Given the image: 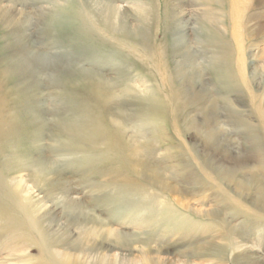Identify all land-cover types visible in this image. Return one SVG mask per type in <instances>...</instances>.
<instances>
[{
    "label": "rangeland",
    "instance_id": "374dc122",
    "mask_svg": "<svg viewBox=\"0 0 264 264\" xmlns=\"http://www.w3.org/2000/svg\"><path fill=\"white\" fill-rule=\"evenodd\" d=\"M21 62L26 67L9 77ZM79 70L139 87L129 112L155 98L159 128H166L152 130L159 144L151 143L150 161L176 192L156 204L179 214L160 222L166 218L144 206L126 210L114 185L133 174L119 152L32 143L28 152L44 167L38 180L28 161L16 159L26 146L0 144V264H62L57 253H74L65 244H99L89 226L74 225L89 219L126 236L102 235L100 252L111 264H148L141 253L151 264H264V217L252 206L259 190L264 194V0H0V72L16 79L20 93L26 89L34 102L20 106L50 132L56 118L68 117L69 101L78 103L76 115L107 121L100 98L74 90L73 101L57 87ZM7 94L0 76V110ZM142 130L149 142L152 132ZM226 174L246 188L237 192ZM198 251L218 254L192 257Z\"/></svg>",
    "mask_w": 264,
    "mask_h": 264
},
{
    "label": "bare ground",
    "instance_id": "6f19581e",
    "mask_svg": "<svg viewBox=\"0 0 264 264\" xmlns=\"http://www.w3.org/2000/svg\"><path fill=\"white\" fill-rule=\"evenodd\" d=\"M108 30L109 29H107V31ZM25 67L26 64L22 62L16 63L14 66V73H12V75H9V77L12 76L11 78H13L15 76L16 78L19 74V70L24 69ZM0 76L3 79V84H6L8 87L7 97H4L6 99L2 100L3 108L0 110V144L7 145L13 143L16 146H26L23 150L22 156H17L16 159L22 157V159L28 161L30 167H32V173L36 175L35 177H37L38 180L39 178H42L43 171H38L37 169L43 167V164L39 159H34L28 152V148L32 143L40 142L41 140L46 139L47 141L59 144V151L63 152L65 150L71 152H75V150L82 151L84 147L90 148L91 152L97 150L102 155L114 156L115 154L117 155L116 152H119L124 161L127 163V166L130 169L131 173L133 174V178L129 177L130 179L127 178V180L124 181H121V178H119L114 185V187L116 188L114 190H117L116 193L118 194V198L121 196L120 202H123L124 205L126 204V210H140V208L142 209L145 207L146 213L148 215H158V217L159 215H162L166 218L161 219L160 222L167 221V219H169L168 216H170V213H172L171 216H177L179 214V209L173 210L170 205L156 204V201L161 197V194L162 196L167 195L171 198V195L176 192L173 188L168 187V185L164 183V179L162 178L160 169L155 167L152 161H150V159L153 158L150 157L152 152L154 154L151 143L159 142V133L163 132L164 128H166L165 126H163L164 128H159V126L162 127V124H160L162 122L157 120L159 109H157V107L155 106V98L149 100L151 102L148 103L149 105L147 104L148 107L146 109H136L129 112L128 110H126V107L130 106L127 104L128 99H134L135 101V99L139 98V87H133L129 83L125 82H114L111 79L108 80L102 78L100 75L92 71L87 72L79 70L73 76H71L70 79L62 78L61 80H59L56 83L57 87L62 90L63 97H70V92L78 90L82 93H85L86 95L88 94L93 97L100 98L106 105L104 106L107 121L105 125H103L101 121H88L86 119V115H84L82 112H79L76 115L75 108L79 107V105L78 103L76 105L75 102L72 103V101H69V108L67 109L68 112L66 113L68 117H65L63 119L56 118L54 125L51 128L53 132H50V130L48 131V128L45 127L44 123H42L43 120L41 121L37 119L35 121V119L33 118V114L31 113L33 112V110H31L30 108L25 109L20 106L23 101H33L27 94V96L24 97L23 92H26V89L24 90V88H22V93H20L18 91V88L20 89V87L16 83L15 78L8 79L9 77L4 74L3 71L0 72ZM10 82L12 83L15 91L12 88L10 89L8 85ZM72 98L73 101H75L77 97ZM113 103H117V107L114 109H112L110 106ZM72 111H75L74 114L72 113ZM146 125L153 134L152 138L148 139L150 140L149 142L144 140L147 134L142 130L143 126ZM109 129L113 130L114 132L110 133ZM152 130H157L159 135L154 134L156 131ZM128 132H131L132 134H134V136L130 139H124L126 138V133ZM109 144L110 146L108 147L107 145ZM158 144L159 143H157V145ZM224 179L230 184L235 183L237 192L243 191L247 186L246 181H234L231 174H226L224 176ZM38 180H34V183H36V185H38ZM40 183L42 184V182ZM19 185H21V182ZM18 188H20V186H18ZM129 190H136L137 193H128ZM27 192L28 190L26 191L23 188L22 193L24 194V197H27ZM162 200H164V198ZM254 202L255 203L252 204L253 210H256L258 214H261V217H264V194L262 189L259 190L258 196ZM149 204H156L155 207H153V211L149 210L151 207L149 206ZM175 204L179 205L180 207H185L179 200H175ZM0 209L4 210L1 205ZM188 213H191V211ZM10 224H12V222H10ZM74 225L78 226L77 228H79L80 226L81 228L82 226H89L90 228L86 230L88 237L99 239L100 242L99 244H97L95 240L93 242V245L90 246L89 249L85 250H81L77 247H72L65 244L68 248H71L74 253H57V257L60 259L62 264H83L85 261L90 259L95 261L93 264H111V262H109V255H102L100 252V250H102L105 245L104 241H107V237L104 238L102 237V235L106 234L107 236H111L116 240H123L126 238L124 233L118 230H111V228L107 227L108 223L101 219H98L96 221H94L93 219L81 220L80 222H75ZM96 226L106 228L105 233L99 234L98 231L94 229ZM239 231L241 232V230ZM238 237L242 238L243 235L239 234ZM51 240H53V242L55 241L56 243L61 244L60 239L56 237H51ZM129 240L133 244L141 243L144 246H147L148 244L147 241H142V239L140 240V238H130ZM201 249L202 251L205 250L204 247H201ZM217 254L218 253L214 252L210 253L209 255L202 256L198 251V253L192 254V257L210 258L215 257ZM141 255L143 256V262L145 261L144 263L151 264V258L147 257V253H141Z\"/></svg>",
    "mask_w": 264,
    "mask_h": 264
}]
</instances>
